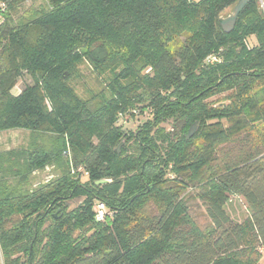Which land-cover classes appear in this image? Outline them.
I'll return each mask as SVG.
<instances>
[{"label": "trees", "instance_id": "1", "mask_svg": "<svg viewBox=\"0 0 264 264\" xmlns=\"http://www.w3.org/2000/svg\"><path fill=\"white\" fill-rule=\"evenodd\" d=\"M24 1L0 0V131L31 133L0 153V264H258L264 0L229 33L219 17L237 0H44L18 13ZM85 66L96 85L81 95L70 81ZM140 114L134 130L117 123ZM234 194L247 214L232 224ZM95 201L112 213L102 222Z\"/></svg>", "mask_w": 264, "mask_h": 264}, {"label": "rangeland", "instance_id": "2", "mask_svg": "<svg viewBox=\"0 0 264 264\" xmlns=\"http://www.w3.org/2000/svg\"><path fill=\"white\" fill-rule=\"evenodd\" d=\"M43 1L44 0H25L18 7V13L22 12L24 9H26L29 6L38 7L44 3ZM231 10L232 8L222 13L221 16L222 17L227 16L231 12ZM15 16L16 14H14V17ZM82 71L85 77L82 79H78V80L73 79L70 81V83L76 87L77 91L81 95H84L85 94L84 90L86 88H91L94 85H96V81L94 78V73L91 72L88 66L82 67ZM30 83H31V80L29 76L26 74H23L20 78L17 79V82H16L19 89H22L26 84H30ZM14 90L15 89H13V91ZM136 117L137 119L135 118L133 120L131 118L129 122L127 121V124L125 125L127 126L126 130H134L140 124V122H142L146 118V115L140 114V115H137ZM164 126L166 129L165 131L167 132L171 127L174 126V124L171 122H168L164 124ZM175 131H176V128H175ZM51 136L53 135H50V134L41 135L40 142L48 144L49 138H51ZM30 141H31V133L28 130H24V129H9V130H3V131L1 130L0 131V153L5 150H10V149L26 148L29 145ZM227 148L228 147L224 146L222 152L227 153ZM47 172L49 174L51 173L50 167L49 168L45 167L44 171L40 172L38 175H34V177L30 181L31 187L34 188L41 180L50 178V176L46 177L45 174ZM80 201L81 199L72 200L70 202V207H74ZM223 208L232 224L236 222H241L246 217V214H247L245 202L243 198L239 195H235V194L232 195L228 200L225 201ZM196 212L197 210L195 211V213ZM196 220L200 227H204L206 225V222H207L206 217L199 216ZM218 234L219 232L216 233V237L218 236ZM261 250L263 252V256L258 264H264V249H261Z\"/></svg>", "mask_w": 264, "mask_h": 264}, {"label": "water", "instance_id": "3", "mask_svg": "<svg viewBox=\"0 0 264 264\" xmlns=\"http://www.w3.org/2000/svg\"><path fill=\"white\" fill-rule=\"evenodd\" d=\"M248 1L249 0H237L236 3L233 5L231 12L227 16H225V17L220 16L219 17V24H220V27H221L223 32L229 33L233 30L239 13L243 10V8L248 3ZM67 75H68V73L65 72V76H67ZM198 125H199V122L196 121L189 126L188 130L184 133V138L186 140H188L189 138H191L195 134V132L198 128ZM122 144H123V142L118 144V146L116 148L117 152H119ZM105 181L106 180L103 179V180L96 181V183H103Z\"/></svg>", "mask_w": 264, "mask_h": 264}, {"label": "built area", "instance_id": "4", "mask_svg": "<svg viewBox=\"0 0 264 264\" xmlns=\"http://www.w3.org/2000/svg\"><path fill=\"white\" fill-rule=\"evenodd\" d=\"M6 10V4L4 2L0 3V18L2 16V13L5 12ZM218 56L216 54H209L205 57L204 61L207 64H213L215 62H217ZM134 113H137L136 111H134ZM131 117H129L128 115H125L121 118H119L118 120V124L125 126L127 124V121H130ZM168 176H170V174H168ZM171 177V176H170ZM92 210L95 214V219L97 221H104L106 216L110 217L112 215V213L106 208L105 204L101 201H95L93 206H92Z\"/></svg>", "mask_w": 264, "mask_h": 264}]
</instances>
